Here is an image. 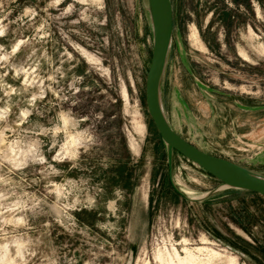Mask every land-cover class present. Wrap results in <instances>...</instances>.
Returning <instances> with one entry per match:
<instances>
[{"label":"rangeland","instance_id":"rangeland-1","mask_svg":"<svg viewBox=\"0 0 264 264\" xmlns=\"http://www.w3.org/2000/svg\"><path fill=\"white\" fill-rule=\"evenodd\" d=\"M170 3L169 125L215 156L256 129L264 175V0ZM150 49L145 0H0V264H264V195L175 151L171 186Z\"/></svg>","mask_w":264,"mask_h":264},{"label":"water","instance_id":"water-1","mask_svg":"<svg viewBox=\"0 0 264 264\" xmlns=\"http://www.w3.org/2000/svg\"><path fill=\"white\" fill-rule=\"evenodd\" d=\"M149 18L151 49L144 79V102L147 113L165 146L168 178L176 192L185 197L171 178L173 151L198 166L221 185L230 189L264 195V175L249 170L231 160L201 151L177 134L169 125L161 103V81L165 73L172 36V7L170 0H145Z\"/></svg>","mask_w":264,"mask_h":264},{"label":"crops","instance_id":"crops-1","mask_svg":"<svg viewBox=\"0 0 264 264\" xmlns=\"http://www.w3.org/2000/svg\"><path fill=\"white\" fill-rule=\"evenodd\" d=\"M239 109L242 110V111H247L245 108V106H242V105H238ZM254 111H257V108H253ZM243 119L242 121L240 122V125L242 126H250V125H257V119H253L251 120L246 114H243ZM232 126L233 125V122L231 123ZM238 139V142L240 145H237V144H234L235 148L236 149H239V150H247V151H250V149H253V148H256V151L252 154H250L249 156L247 154H241V153H238V155L235 153V151H233L232 149H227L225 150V154L226 155H222V156H219V157H223V158H226V159H229L237 164H243L242 161L245 162V160H257V159H262L263 156L262 155H258L257 154V130L254 129L252 130L251 132H248L246 130V132H243V134L240 135V137L238 136L237 137ZM229 146H231V143H229ZM235 156L238 158L239 162H237V160H232V157ZM260 172H264V171H260Z\"/></svg>","mask_w":264,"mask_h":264},{"label":"bare ground","instance_id":"bare-ground-1","mask_svg":"<svg viewBox=\"0 0 264 264\" xmlns=\"http://www.w3.org/2000/svg\"><path fill=\"white\" fill-rule=\"evenodd\" d=\"M188 193V192H187ZM188 250V249H187ZM186 250V253H187V255H186V257H184L185 259H179L180 261H188V262H190L191 264H197V258H195L194 256H193V254H191L189 251H187ZM203 250H206V251H209V250H207L206 248H203V247H198L197 248V251H199V252H203ZM176 253V252H175ZM178 254V253H177ZM158 256V255H157ZM160 257V256H159ZM178 257V256H177ZM200 258V257H199ZM198 258V259H199ZM209 259H211V260H214V261H216L218 264H230L232 261L231 260H229V262H226L224 259L223 260H221V256H220V254H218L217 252H214V251H210V254H209V257H208ZM200 260V259H199ZM198 260V261H199ZM209 261V260H208ZM231 261V262H230ZM179 262V261H178ZM211 262V261H210ZM180 263V262H179ZM186 264H187V262H185ZM232 264V263H231Z\"/></svg>","mask_w":264,"mask_h":264},{"label":"trees","instance_id":"trees-1","mask_svg":"<svg viewBox=\"0 0 264 264\" xmlns=\"http://www.w3.org/2000/svg\"><path fill=\"white\" fill-rule=\"evenodd\" d=\"M241 191H245V190H241ZM246 192H250V191H246ZM250 193H253V192H250Z\"/></svg>","mask_w":264,"mask_h":264},{"label":"flooded vegetation","instance_id":"flooded-vegetation-1","mask_svg":"<svg viewBox=\"0 0 264 264\" xmlns=\"http://www.w3.org/2000/svg\"><path fill=\"white\" fill-rule=\"evenodd\" d=\"M241 2H242V0H241Z\"/></svg>","mask_w":264,"mask_h":264}]
</instances>
